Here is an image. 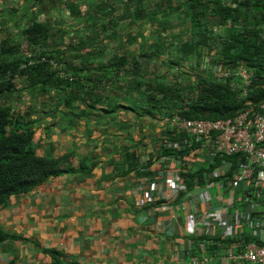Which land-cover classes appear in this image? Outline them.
Wrapping results in <instances>:
<instances>
[{
  "label": "crops",
  "instance_id": "1",
  "mask_svg": "<svg viewBox=\"0 0 264 264\" xmlns=\"http://www.w3.org/2000/svg\"><path fill=\"white\" fill-rule=\"evenodd\" d=\"M98 92L84 117L37 115L35 153L65 171L0 206V264H234L236 241L264 240V194L227 187L235 158L210 160L151 103Z\"/></svg>",
  "mask_w": 264,
  "mask_h": 264
},
{
  "label": "trees",
  "instance_id": "2",
  "mask_svg": "<svg viewBox=\"0 0 264 264\" xmlns=\"http://www.w3.org/2000/svg\"><path fill=\"white\" fill-rule=\"evenodd\" d=\"M31 1L40 3L43 0H24L26 3ZM182 5L190 9L189 27L198 36L199 27H203L200 16L205 11L210 12L220 25L229 23L232 26L236 22L240 23L241 30L238 33L232 34L231 27L226 30L219 53L224 59L223 66L231 67L243 62L251 69L252 82L244 101H248L258 110V104L264 102V28L255 23L252 11H255L263 22L264 0L252 3L248 0H184ZM156 7L161 17L168 15L169 12L163 10L161 2ZM136 14L142 13L138 11ZM135 18L138 22L142 21L137 16ZM20 36L23 37L24 48L18 42L0 41V98L13 91L15 82L20 81L25 82L28 93L37 89L42 98L47 99H43L40 107L33 108L32 112H21L19 108L13 110L0 104V206L5 204L9 197L26 193L65 171L61 168L59 159L38 156L35 153L31 139L34 127L40 119L32 116L41 114L45 117L54 113L57 105H61L62 114L67 112L77 118L84 117L87 110H93V105L101 102L99 89L105 86L120 89L117 81L119 77L136 72L138 66L137 56L125 48L106 60L82 58L83 55L73 52L84 49V44H73L71 48L66 49V46L61 45V34L54 43V36L43 20L30 19L29 26L20 32ZM87 44L91 45L92 41ZM195 45L189 43L180 46L181 56L187 53L186 50L188 55L192 56ZM65 50L68 52L64 53ZM83 53L86 55V51ZM141 57L143 61H148L150 56L146 54ZM50 63L53 68H50ZM208 65H211L210 60ZM196 83L198 92L191 95L178 113L179 116L186 119L216 120L232 117L242 108L244 101L238 99L224 83L208 80H198ZM146 101L153 107L156 104L149 95ZM45 105H49L47 110H44ZM174 151L164 150L163 155ZM182 152L177 151L173 155H180ZM183 177L187 185L192 182L185 179L191 176ZM6 239L8 236L0 232V243ZM48 253L51 256L56 255L55 251Z\"/></svg>",
  "mask_w": 264,
  "mask_h": 264
},
{
  "label": "rangeland",
  "instance_id": "3",
  "mask_svg": "<svg viewBox=\"0 0 264 264\" xmlns=\"http://www.w3.org/2000/svg\"><path fill=\"white\" fill-rule=\"evenodd\" d=\"M159 2L163 10L169 12L165 17H161L156 7ZM182 2L184 0H43L40 3L0 0V41L18 42L24 48L20 32L29 26L30 19H35L46 21L54 43L61 34V45L66 49L73 44H84V49L73 52L83 55L82 58L106 60L125 48L137 56L138 66L136 72H128L119 80L120 89L125 99L141 103H148L146 97L152 96L157 108L155 104L151 117L161 121L181 112L191 95L199 90L196 81H216L212 64L221 65L224 61L219 53L223 36L230 27L232 34L241 30L239 22L232 26L229 23L220 25L205 11L200 16L203 27H199L198 36L189 27L190 9ZM138 11L142 14L137 15ZM136 16L142 21L138 22ZM252 16L255 23L264 28V21L259 20L255 11ZM89 41L91 45L87 44ZM189 43L196 44L192 56L188 55V50L181 56L180 46ZM146 54L150 57L143 61L141 56ZM206 59L211 65H204ZM43 99L47 98H42L37 89L28 93L25 82L18 81L13 91L0 98V104L32 112ZM33 116L37 118V114Z\"/></svg>",
  "mask_w": 264,
  "mask_h": 264
},
{
  "label": "built area",
  "instance_id": "4",
  "mask_svg": "<svg viewBox=\"0 0 264 264\" xmlns=\"http://www.w3.org/2000/svg\"><path fill=\"white\" fill-rule=\"evenodd\" d=\"M205 60L204 65H208ZM216 81L224 83L240 100L245 99L251 86L253 72L243 62L227 67L212 64ZM255 110L248 101L232 117L216 120L186 119L174 113L168 118L170 128L176 134L199 143V152L211 159L215 157H235L238 166L227 180L229 189L240 184H250L260 190L259 199L264 194V102ZM173 148L172 144H169ZM262 192V193H261ZM255 236V233L253 234ZM238 252L228 254L227 260L234 264H264V240L249 242L236 241ZM202 263L209 258L203 256Z\"/></svg>",
  "mask_w": 264,
  "mask_h": 264
}]
</instances>
